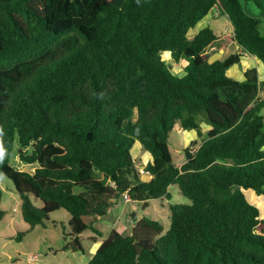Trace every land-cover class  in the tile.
I'll return each instance as SVG.
<instances>
[{
  "label": "trees",
  "instance_id": "trees-1",
  "mask_svg": "<svg viewBox=\"0 0 264 264\" xmlns=\"http://www.w3.org/2000/svg\"><path fill=\"white\" fill-rule=\"evenodd\" d=\"M215 7L233 36L207 26L189 38ZM262 25L264 0H0V174L23 220L46 226L65 210L80 251L94 229L86 219L125 195L168 200L177 184L191 204L169 206L167 231L130 219L131 233L112 229L86 264H264V80L255 68L227 75L243 55L264 67ZM215 47L233 49L210 61ZM162 53L187 61L184 75ZM176 125L202 138L179 166L168 147ZM136 142L151 156L148 181ZM15 155L34 173L17 171Z\"/></svg>",
  "mask_w": 264,
  "mask_h": 264
},
{
  "label": "rangeland",
  "instance_id": "rangeland-1",
  "mask_svg": "<svg viewBox=\"0 0 264 264\" xmlns=\"http://www.w3.org/2000/svg\"><path fill=\"white\" fill-rule=\"evenodd\" d=\"M213 24L217 25L215 31L217 34H224L226 37H231L230 33L227 35L230 31L229 21L227 17L222 15L220 10L216 7L208 13L205 23V25H208L209 27ZM197 28L201 29L200 24H197ZM261 28H264V26L262 25ZM213 30L215 29L213 28ZM195 32L196 28L192 29L189 32L188 37H192ZM232 49L233 48L229 47L226 50L227 53L232 51ZM218 51L217 47L212 49V53H214V55L217 54ZM235 51H237V53L241 52L239 49ZM161 55L163 61L169 67H171V65H175L173 59L168 53H162ZM249 57V55L244 56L239 65L236 64V66H233L228 70L227 75L238 81H240L239 79L243 80V75H241V78L238 79L232 74V71L237 69L240 73L243 65L247 63L245 60ZM183 64H187V61L184 60ZM261 95L263 97L264 93ZM196 119L200 125L201 133L205 136V133L210 129L209 125H207V123L199 116H197ZM201 142L202 138L197 134L196 130L185 131L181 129L179 125H176L171 131L168 140V147L173 162L177 166L181 165L185 158V149H197ZM16 150H18L17 146ZM30 151L31 147H27L23 150L25 156H29ZM131 155L135 156L138 165L141 162L143 165H146V163L150 160L149 153L145 152L143 149L139 151L138 147L132 146ZM11 164L17 171L27 172L30 174H33L36 169L35 164L24 161L19 155H15L11 159ZM92 177L94 179H102L101 174L96 171L93 173ZM0 190V208L5 212L0 221V264H75L74 255H77L84 263L89 261V249L93 245V242L87 241L86 238L92 235L93 231L91 229H88L80 235V242L83 250L78 251L74 248L72 242L73 238L69 235L70 228L68 223L70 216L65 210L61 209L51 213L46 226H35L31 229L28 223L23 220L21 201L19 195L15 191L12 181L1 174ZM168 192L170 195L168 200L161 199L144 203L129 204L132 200L128 197L123 198L126 211L125 225L122 223L123 219H119V215H111L112 207L108 208L107 215L109 214V217L106 216L105 218H113L112 226H120L123 230L124 228L130 227V219L132 220L134 218H138L139 216V218L146 216L150 219L161 222L165 232L170 226L169 206L191 204V200L180 192L177 184L170 185ZM30 199L34 206L37 208L42 207L41 201L35 199L33 196H31ZM110 202L113 203L114 200H111ZM120 205L122 209V202ZM119 211L120 210H118V212ZM122 215L124 216V214ZM89 219L90 218L86 219V221L88 222ZM125 231L128 232L127 234H130L131 228L128 230L126 229ZM103 234H106V232L104 231Z\"/></svg>",
  "mask_w": 264,
  "mask_h": 264
},
{
  "label": "crops",
  "instance_id": "crops-1",
  "mask_svg": "<svg viewBox=\"0 0 264 264\" xmlns=\"http://www.w3.org/2000/svg\"><path fill=\"white\" fill-rule=\"evenodd\" d=\"M206 18H207V16L204 18V19H202L198 24H200V28L202 29V28H205V27H207L208 25H205V23H206ZM230 25V24H229ZM213 27H214V29H215V31H216V24H213L212 25ZM200 29H198L197 28V26H196V32H195V34L199 31ZM228 49V48H227ZM226 49V50H227ZM224 51V50H219L218 51V53L217 54H215V55H213L212 56V58L210 59V61H214V60H216V59H219V58H221V56L225 53V54H227V51ZM234 50H238V47L236 46L235 48H234ZM230 52V51H229ZM228 52V53H229ZM241 53V52H240ZM217 55V56H216ZM219 55V56H218ZM244 56H246V55H243L241 58H240V62L239 63H241V60H242V58L244 57ZM182 62V63H181ZM181 62L180 63H178V64H175V65H171V68H172V70H173V72L175 73V74H177V75H184V67H185V65L186 64H183V62H184V60H181ZM245 62H247V63H245L244 65H243V68H242V70H240V73L238 72V70L237 69H234L233 71H232V74L233 75H235L236 76V78H241V75H243V77H244V72L247 70V69H249V68H255L256 69V71H257V74H258V79H259V81L260 82H262L263 80H264V67H263V64L259 61V60H257L255 57H252V56H250L249 58H247V60H245ZM239 65V64H238ZM234 66H236V65H234ZM233 67V66H232ZM231 67V68H232ZM175 68V69H174ZM230 68V69H231ZM228 72V71H227ZM240 81H242V79H239ZM264 93V91H263V89L261 90V94H263ZM262 98H264V96L262 97V95H261V99ZM133 147H138V150L140 151L141 149H142V147H141V145H140V143H138V142H136L135 144H134V146ZM137 154V153H136ZM135 154V155H136ZM137 157H139L138 155H136ZM149 156H150V154H149ZM132 158L135 160V162H136V159H135V156H132ZM150 160H151V156H150ZM149 160V161H150ZM148 161V162H149ZM137 163V162H136ZM141 165H143L142 164V162L140 163ZM147 164V163H146ZM140 166V165H139ZM141 180L142 181H146L144 178H141ZM123 198H125V196H122V197H120L116 202H115V204L112 206V210H111V215L112 216H118L119 215V219H123L122 220V223H123V225H125L124 224V222H125V204H124V202H123ZM122 202V209H121V205H120V203ZM136 203H138V202H135V201H131L129 204H136ZM128 205V204H127ZM118 210H120L119 212H118ZM122 210V211H121ZM121 212V213H120ZM122 214H124V216L122 215ZM110 215V216H111ZM107 217H109V214L108 215H106ZM105 216V217H106ZM105 217H92V218H90L89 219V221L88 222H92V226L94 227V229H96L97 231H95L94 229H91L93 232H92V235H90L88 238H86V240L87 241H92L93 242V245L90 247V249H89V260L93 257V255L95 254V252L97 251V249L99 248V246H100V244L102 243V241L104 240V239H106L107 238V236L109 235V233L111 232V230L112 229H116L117 231H119L121 234H127V231H125L126 229L128 230L129 228H124L123 230H122V228L120 227V226H116V225H114V226H112V219H107V218H105ZM140 217V216H139ZM134 218V219H132L131 220V222L133 221L134 222V220H136V219H140V218ZM123 225H121V226H123ZM106 232V234H103V232ZM125 231V232H124ZM81 238H82V236H81ZM79 240H80V238H79ZM81 243V242H80ZM82 247V246H81ZM83 249V248H82ZM75 256V264H86V263H84V262H82V260L77 256V255H74Z\"/></svg>",
  "mask_w": 264,
  "mask_h": 264
},
{
  "label": "clouds",
  "instance_id": "clouds-1",
  "mask_svg": "<svg viewBox=\"0 0 264 264\" xmlns=\"http://www.w3.org/2000/svg\"><path fill=\"white\" fill-rule=\"evenodd\" d=\"M230 24V23H229ZM229 30H232V28H231V25H230V28H229ZM233 32V31H232ZM232 37V36H231ZM194 151H195V149H193ZM192 151V150H191ZM145 166L146 165H140L139 166V171H140V169L142 168V169H144L145 170ZM146 171V170H145ZM141 174V173H140ZM151 174H147V175H142V178H144L146 181H148V180H150L151 179ZM125 197H128L129 199H130V197L128 196V195H125Z\"/></svg>",
  "mask_w": 264,
  "mask_h": 264
},
{
  "label": "built area",
  "instance_id": "built-area-1",
  "mask_svg": "<svg viewBox=\"0 0 264 264\" xmlns=\"http://www.w3.org/2000/svg\"><path fill=\"white\" fill-rule=\"evenodd\" d=\"M230 33V35L231 36H233V32H232V30H230L228 33H227V35ZM194 152V150H192L191 151V153H193ZM140 173L142 174V175H147L148 174V172L147 171H145L144 169H140Z\"/></svg>",
  "mask_w": 264,
  "mask_h": 264
},
{
  "label": "water",
  "instance_id": "water-1",
  "mask_svg": "<svg viewBox=\"0 0 264 264\" xmlns=\"http://www.w3.org/2000/svg\"><path fill=\"white\" fill-rule=\"evenodd\" d=\"M213 28H214L213 26L210 27L211 30H213ZM134 221H136V220H134Z\"/></svg>",
  "mask_w": 264,
  "mask_h": 264
}]
</instances>
